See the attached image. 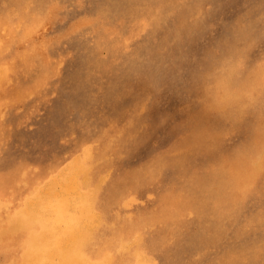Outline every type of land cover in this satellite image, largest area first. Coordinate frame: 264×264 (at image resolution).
Listing matches in <instances>:
<instances>
[{
	"label": "rangeland",
	"instance_id": "obj_1",
	"mask_svg": "<svg viewBox=\"0 0 264 264\" xmlns=\"http://www.w3.org/2000/svg\"><path fill=\"white\" fill-rule=\"evenodd\" d=\"M238 37L264 52V0H0V264L51 236L78 185L86 210L74 197L56 225L78 223L81 260L112 241L141 247L121 264H264L255 117L209 112L198 89Z\"/></svg>",
	"mask_w": 264,
	"mask_h": 264
},
{
	"label": "clouds",
	"instance_id": "obj_2",
	"mask_svg": "<svg viewBox=\"0 0 264 264\" xmlns=\"http://www.w3.org/2000/svg\"><path fill=\"white\" fill-rule=\"evenodd\" d=\"M254 42L243 37L208 54L198 74L203 107L222 117H255L264 144V52L253 56Z\"/></svg>",
	"mask_w": 264,
	"mask_h": 264
},
{
	"label": "bare ground",
	"instance_id": "obj_3",
	"mask_svg": "<svg viewBox=\"0 0 264 264\" xmlns=\"http://www.w3.org/2000/svg\"><path fill=\"white\" fill-rule=\"evenodd\" d=\"M8 9V8H7ZM7 24V23H6ZM5 24V25H6ZM5 27V26H4ZM4 27H2V28H4ZM7 28H8V26H7ZM4 65V64H3ZM2 66V65H1ZM2 67H0V69H1ZM6 69H8L7 67H6ZM2 70V69H1ZM9 70H10V68H9ZM3 72V71H2ZM6 73H8V72H6ZM5 73V74H6ZM4 74V73H3ZM2 74V75H3ZM8 76V75H7ZM2 77V76H1ZM4 77V76H3ZM3 77L1 78L2 80H3ZM5 77H6V75H5ZM1 79H0V81H1ZM5 79V78H4ZM6 80V79H5ZM7 81V80H6ZM6 81H4V82H6ZM0 85H1V83H0ZM0 90H1V88H0ZM4 90V89H3ZM2 90V91H3ZM1 91V92H2ZM1 97V96H0ZM208 135V134H207ZM203 136H205V135H203ZM10 137V136H9ZM203 139V138H202ZM5 145V144H4ZM104 147V146H103ZM262 148V147H261ZM77 149V148H76ZM262 150V149H261ZM86 153H88V152H86ZM257 154V153H256ZM256 158H257V156H256ZM261 158H263V157H261ZM254 161V160H253ZM260 161V160H259ZM259 161H257V164H258V162ZM99 162V161H98ZM76 163H77V161H76ZM84 163V161L81 163V164H83ZM254 163V162H253ZM261 163V162H260ZM74 164V163H73ZM72 164V165H73ZM94 164V163H93ZM71 165V164H70ZM72 165H71V167H72ZM76 165V164H75ZM77 166V165H76ZM85 166V165H84ZM93 166V165H92ZM106 166V165H105ZM261 167V164L259 165L258 164V166L257 167ZM37 167V166H36ZM259 167V168H260ZM67 168V167H66ZM84 168V167H83ZM83 168H81V170L83 169ZM107 168V167H106ZM77 169H79V166L76 168V170ZM23 170V169H22ZM75 170V171H76ZM84 170V169H83ZM82 170V171H83ZM253 170H254V168H253ZM69 171V170H68ZM86 171V170H85ZM256 171V170H255ZM61 172V171H60ZM66 172V171H65ZM80 171H78V173H79ZM84 172V171H83ZM251 172H253V171H251ZM250 172V173H251ZM64 173V172H63ZM73 173V172H72ZM72 173H71V175H72ZM75 173V172H74ZM77 172H76V174H78ZM87 173V172H86ZM249 173V172H248ZM70 175V174H69ZM74 175V174H73ZM22 176H24V175H22ZM84 176V175H83ZM90 176V175H89ZM76 177V176H75ZM86 177V176H85ZM17 178V177H16ZM21 178V177H20ZM59 178V177H58ZM88 178V177H87ZM19 179V178H18ZM69 179V178H68ZM72 179H75V178H72ZM84 180H86V179H84ZM83 180V181H84ZM16 181V180H15ZM65 181V180H64ZM68 181V180H67ZM82 181V182H83ZM87 181H89V180H87ZM87 181H84V182H87ZM69 182V181H68ZM84 182H83V185H84ZM106 182V181H105ZM14 183V182H13ZM16 183V182H15ZM62 183H63V181H62ZM75 183V182H74ZM39 184V183H38ZM42 184V183H41ZM77 184V183H76ZM244 184H246V183H244ZM68 185H69V183H68ZM67 185V186H68ZM107 185V184H106ZM70 186V185H69ZM72 186H73V184H72ZM87 186V185H86ZM39 187V186H38ZM64 187V186H63ZM71 187V186H70ZM78 187H79V185H78ZM77 187V188H78ZM84 187H85V185H84ZM243 187V186H242ZM247 187V186H246ZM2 188V186L0 185V189ZM10 188V187H9ZM75 189V188H73V190L71 191V189H69V191H66V192H63L61 195H62V197H64V203H65V205H63V206H61L60 208H59V212H57V214L55 215L56 216V218H54V219H56V221H54V228H52L51 227V224H49L48 226L46 225V230L48 229V228H52L54 231H53V233L51 234V236H45L44 235V231L43 230H45V227H44V229L42 230L41 229V231L39 232V233H34V234H32V236H30L29 238H28V240H29V242H31L32 244H31V246H29L28 247V251L25 253V251H22V253H21V258H20V261L17 263V264H46L47 263V258L49 257V255H50V257H51V255H57V257H58V260H57V262H55V263H52V262H50L49 264H121L123 261H126V262H128V260H129V258H132L135 254H136V250H137V247H138V244H136V243H131V244H124V245H120V246H117V244H113L112 243V241H110V246L108 247V250H107V252H105V253H100L99 254V258H97L96 260H93L92 262L91 261H87V259H83L82 258V260H81V258H78V256H79V247H77V245H76V243H77V240H78V238L80 237L79 236V228L80 227H77V225H78V223L77 222H72L73 220L71 219V221L69 220L68 222H69V224H65L66 226L67 225H70V233L67 235H64L63 234V229H59V222H58V224L56 225V222L58 221V220H60L61 218V216L59 217L58 215L59 214H62L63 215V217L65 216V215H67V214H64V212L65 211H68V210H66L70 205H74V204H77V205H80L83 209H85L86 210V207H85V205L84 204H82V201H81V203H78L79 201L78 200H80L79 198V195H76L73 191H78V192H81L80 191V189ZM25 189V188H24ZM67 189V188H66ZM90 189V188H89ZM88 189V190H89ZM27 190V189H26ZM32 190V189H31ZM116 191V190H115ZM33 192V191H32ZM12 193H14V192H12ZM235 193V192H234ZM18 194V193H17ZM28 194H29V192H28ZM78 194V193H77ZM87 195L88 194H90V193H86ZM10 195V194H9ZM55 195H57V194H55ZM86 195V196H87ZM194 196V195H193ZM233 196V195H232ZM18 197V196H17ZM61 197V196H60ZM61 197V198H62ZM74 197H75V199H76V201H75V203L74 204H72L73 203V200H75L74 199ZM89 197V196H88ZM91 197V196H90ZM5 198V197H4ZM20 198V197H19ZM56 198V197H55ZM82 198V197H81ZM121 198V197H120ZM194 198V197H193ZM180 199V198H179ZM62 200V199H61ZM88 200H90V199H88ZM109 200V199H108ZM122 200V199H121ZM11 201V200H10ZM44 201V200H43ZM84 201H86V199L84 200ZM23 202V201H22ZM44 203H45V201H44ZM61 203H63V202H61ZM63 203V204H64ZM89 204V203H88ZM93 206V205H92ZM197 206V205H196ZM233 206V205H232ZM56 207H57V205H56ZM21 208V207H20ZM41 207H39V209H40ZM90 208V207H89ZM45 209V208H44ZM182 209V208H181ZM230 209H231V207H230ZM26 210H27V208H26ZM53 210V209H52ZM85 210H83V211H85ZM187 210V209H186ZM198 210V209H197ZM10 211H12V210H10ZM75 211V210H74ZM81 211V210H80ZM172 211V210H171ZM199 211V210H198ZM229 211V210H228ZM27 212V211H26ZM52 212V211H51ZM82 212V211H81ZM230 212V211H229ZM74 213V212H73ZM85 213V212H84ZM79 214V213H78ZM77 214V215H78ZM182 215V214H181ZM82 216H84L83 214H82ZM62 217V218H63ZM85 217H86V214H85ZM136 218V217H135ZM169 218V217H168ZM221 218V217H220ZM49 219V218H48ZM69 219V218H68ZM125 220V219H124ZM175 220V219H174ZM198 220V219H197ZM43 221H45V219L43 220ZM123 221V220H122ZM61 222L63 223V220H61ZM139 222V221H138ZM175 222V221H174ZM243 222V221H242ZM46 223H48V221L46 222ZM43 224V223H42ZM41 224V225H42ZM74 224V225H73ZM85 224V223H84ZM153 224V223H152ZM165 224V223H164ZM118 225V224H117ZM157 225V224H156ZM246 225V224H245ZM120 226V225H119ZM138 226V225H137ZM38 227V226H37ZM63 227H65V226H63ZM84 227H85V225H84ZM84 227H82V228H84ZM110 227V226H109ZM108 227V228H109ZM135 227V226H134ZM68 228V227H67ZM35 229V228H34ZM113 229V228H112ZM242 229V228H241ZM37 230V229H36ZM116 230V229H115ZM49 231V230H48ZM143 231V230H142ZM69 232V231H68ZM67 232V233H68ZM116 232H118V230L116 231ZM116 232H114V233H116ZM20 233H22V232H20ZM46 233H47V231H46ZM78 233V234H77ZM89 233V232H88ZM128 233V232H127ZM130 233V232H129ZM128 233V234H129ZM135 233V232H134ZM9 234V233H8ZM123 234V233H122ZM239 235V234H238ZM22 236H24V235H22ZM87 236H89L88 234H87ZM109 237V236H108ZM136 237V236H135ZM153 237V236H152ZM169 237H170V234H169ZM20 238H21V236H20ZM86 239H88L87 237H85ZM84 238V239H85ZM113 238H115V237H113ZM120 238V237H119ZM161 238V237H160ZM5 239V238H4ZM13 239V238H12ZM83 239V240H84ZM100 239V238H99ZM226 239H228V238H226ZM120 240V239H119ZM137 240V239H136ZM158 240V239H157ZM219 240V239H218ZM232 240V239H231ZM17 242H18V240H16ZM85 241V240H84ZM163 241H165V240H163ZM9 242V241H8ZM82 242V241H81ZM122 242V241H121ZM84 243V242H83ZM105 243V242H104ZM12 244V243H11ZM95 244H96V242H95ZM106 244V243H105ZM98 245V244H97ZM102 245H103V243H102ZM114 245H116V246H114ZM85 246H87V245H85ZM93 246V245H92ZM12 248H14V247H12ZM19 248V247H18ZM138 248H141V247H138ZM256 248V247H255ZM238 249V248H237ZM19 250V249H18ZM24 250H26V248L24 249ZM143 250V249H142ZM245 250V249H244ZM258 250V249H257ZM7 251V250H6ZM81 251V250H80ZM136 251V252H135ZM260 252V251H259ZM258 252V253H259ZM6 253V252H5ZM84 254V253H83ZM25 255H27L28 256V259H25V258H23L22 256H25ZM224 255V254H223ZM81 256V255H80ZM257 256V255H256ZM259 256V255H258ZM97 257V256H96ZM55 258V257H54ZM5 259V258H4ZM8 259V258H7ZM12 259V258H11ZM9 260V259H8ZM13 261V260H12ZM130 261V260H129ZM264 262V261H263ZM6 264V263H5ZM227 264V263H226Z\"/></svg>",
	"mask_w": 264,
	"mask_h": 264
}]
</instances>
